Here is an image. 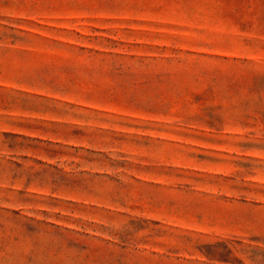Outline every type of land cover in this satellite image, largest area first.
Returning a JSON list of instances; mask_svg holds the SVG:
<instances>
[{
	"label": "rangeland",
	"instance_id": "rangeland-1",
	"mask_svg": "<svg viewBox=\"0 0 264 264\" xmlns=\"http://www.w3.org/2000/svg\"><path fill=\"white\" fill-rule=\"evenodd\" d=\"M0 264H264V0H0Z\"/></svg>",
	"mask_w": 264,
	"mask_h": 264
}]
</instances>
